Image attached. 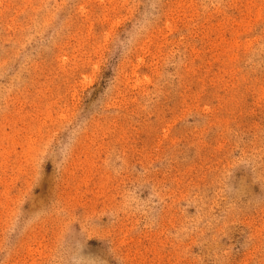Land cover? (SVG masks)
Listing matches in <instances>:
<instances>
[{"label": "rangeland", "instance_id": "374dc122", "mask_svg": "<svg viewBox=\"0 0 264 264\" xmlns=\"http://www.w3.org/2000/svg\"><path fill=\"white\" fill-rule=\"evenodd\" d=\"M0 264H264V0H0Z\"/></svg>", "mask_w": 264, "mask_h": 264}]
</instances>
